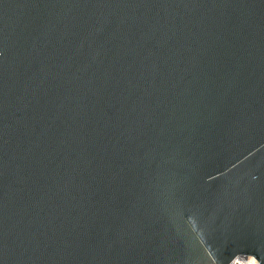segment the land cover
I'll use <instances>...</instances> for the list:
<instances>
[{
	"label": "water",
	"instance_id": "obj_1",
	"mask_svg": "<svg viewBox=\"0 0 264 264\" xmlns=\"http://www.w3.org/2000/svg\"><path fill=\"white\" fill-rule=\"evenodd\" d=\"M264 264V0H0V264Z\"/></svg>",
	"mask_w": 264,
	"mask_h": 264
},
{
	"label": "built area",
	"instance_id": "obj_2",
	"mask_svg": "<svg viewBox=\"0 0 264 264\" xmlns=\"http://www.w3.org/2000/svg\"><path fill=\"white\" fill-rule=\"evenodd\" d=\"M230 264H260V262L251 256H238Z\"/></svg>",
	"mask_w": 264,
	"mask_h": 264
}]
</instances>
